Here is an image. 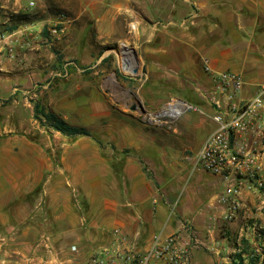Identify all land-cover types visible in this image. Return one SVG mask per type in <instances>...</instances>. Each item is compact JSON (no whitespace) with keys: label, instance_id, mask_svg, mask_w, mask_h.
<instances>
[{"label":"crops","instance_id":"obj_1","mask_svg":"<svg viewBox=\"0 0 264 264\" xmlns=\"http://www.w3.org/2000/svg\"><path fill=\"white\" fill-rule=\"evenodd\" d=\"M77 1L81 3L80 10L67 24L66 38L54 39L64 49L62 53L79 48L72 58L90 64L95 56L88 49L98 40L118 48L122 57L130 56L138 74L131 75L124 62L129 73L121 75L128 81L127 87L117 88L113 80L102 87L89 83L71 85L67 92L76 95L70 99L65 95L60 104H68L73 114L87 110L96 122L100 120L115 130L105 133L106 142L113 143L119 153H133L123 158L119 179L113 173L112 160L103 156L101 146L79 137L74 145L63 148L62 168L49 178L52 166L48 149L56 147L60 137L71 138L39 123L37 127L42 129L47 144L38 146L22 136L0 139V226L8 222L6 207L22 194H31L37 186L43 189V199L49 195L54 199L64 189L81 191L93 216L86 220L89 225L85 230L80 228L85 226L83 220L75 219L67 236L80 238L87 230L86 239L108 246L113 232L120 229L139 250H146L157 235H177L181 247L189 251L187 264H232L238 241L243 240L250 220L264 224V213L256 212L261 209L260 197L244 192L234 220L226 221V208L219 202L225 182L206 173L196 165V158L187 159L185 154L196 152V157L217 127L212 120V106L201 98L205 96L203 91L210 96L212 87L206 64L213 72L240 76L247 96L264 84V0H103V17L95 23L85 20L93 8L88 2L84 5L82 0ZM12 9L28 10L20 0H15ZM36 21L25 26L26 39L20 38L21 29L10 39L17 53L23 52L29 62L28 70H32L25 79L26 87H34L33 83L46 74L50 77L54 69L69 78L73 72L92 74L90 67L82 68L77 61L64 62L67 58L60 52L56 53L57 58L49 54L45 49L50 40L49 27L40 25L44 21ZM7 43L0 41V52ZM4 66L14 67L11 61L2 62L0 71ZM42 88L40 92L49 90L47 86ZM173 99L185 101L193 109L174 126L147 132L148 126L136 110L157 113ZM36 104L72 126L91 131L94 125H77L72 119L67 120L66 111L56 104L46 106L35 100ZM112 119L120 122L118 128ZM47 133L53 134L54 143ZM147 150L160 158V162L153 161L151 176L150 168L145 170L139 159ZM182 160L185 162L180 163Z\"/></svg>","mask_w":264,"mask_h":264},{"label":"rangeland","instance_id":"obj_2","mask_svg":"<svg viewBox=\"0 0 264 264\" xmlns=\"http://www.w3.org/2000/svg\"><path fill=\"white\" fill-rule=\"evenodd\" d=\"M87 2L90 8L93 9L91 10L92 13H90V16L86 17L85 20H93L94 23L101 20L103 17V0H82L84 5ZM20 3L24 5V8L28 9L27 6L30 8L28 10L25 9L26 11L21 10L15 12L12 9L15 0H0V29H2L5 24L15 22L12 20L15 19L13 18L15 15L22 14L27 16L28 19H24L19 27L22 31L19 33V36H21L20 38L23 40L27 37V32L24 31L26 30V25L30 26L32 22L36 20H38L36 22L44 21L40 23V25L43 26L46 24V26L49 27L50 35V40L46 42L48 47L45 49L49 54L53 53L56 55V53H62L64 49L61 48L60 45H56L54 39L66 38L67 24L71 23L77 16L81 3L77 0H20ZM60 5H64L65 9L59 8ZM189 5V2H187V12L190 9ZM43 11L45 13H43ZM52 11L54 12L52 13ZM62 21H64V23H61ZM19 29L17 30L18 32ZM53 31H56V33ZM14 33L0 35V41H8L6 46H2L4 49L0 52V64L2 62L5 64L6 61H11L12 66L14 65L12 68L13 70L10 67L6 68L4 66L3 71H0V139L22 136L38 146L42 143L47 144L48 140L45 135H42V129L37 127L39 126V121L33 116L35 100L44 103L46 106L50 103L56 104L57 107L63 108V110L66 111L67 120L72 119L73 123L77 125H83L85 122H93L94 125L90 129L96 140L89 139L102 144L101 146L98 143L101 149H103V156L112 160L113 173L120 179L123 158L127 155H132L133 151L126 150L122 153L117 152L113 143L104 140L105 133L115 132L113 128L110 129L108 126H104L103 122L100 120L96 122V119L92 118L93 116L87 113V110L81 109L78 113L73 114L72 110L67 108L68 104L62 105L60 103L65 99V95L69 96L68 99H70L71 95H76L67 92V88L71 85H85L89 83L102 87L109 85L110 82H112L111 80H113L117 88H119L120 85L127 87L129 85L128 81L122 76L127 72L124 69L123 53L121 56L117 51L119 50L118 48H111L103 45L98 40H94L92 42L93 46H91L88 51L90 54L91 52L94 54L95 59L88 64L86 61L83 62L78 59H73L72 57L76 56L74 52H78L79 48L72 49L73 46L69 45V48L72 50L64 54L62 53V55L67 58V61L64 62L77 61L82 68L90 67L92 74L85 73L78 75L76 72H73V77L69 78L65 73H57V69H54L50 77H47L46 74L38 78L36 82L33 83L34 87L29 88L25 85V79H27V75L32 70H28L29 62L26 61L23 52H19L18 54L12 41H10ZM129 47L131 46L129 45ZM107 57L109 60L105 61ZM54 62L56 64V61ZM140 70L139 74H141L142 71ZM114 73L117 74L116 78L114 77ZM43 86L49 87V90L40 92ZM202 94L205 95V98L201 96L202 102L206 103V100L208 101L207 93L203 91ZM100 111L102 112L103 110ZM143 111L139 108L136 110V112H138L137 114L140 116H142ZM96 112H98V110H96ZM112 120L113 123H115L114 126L118 128L120 122L118 120H115L116 122L114 119ZM162 128H168V126H148L145 130L153 133L156 132L155 130H160ZM51 134L52 133H47V136L54 143L55 138L53 134ZM77 141L78 138L63 139L60 137L56 147L48 149L47 154L49 155L52 166V171L47 174L49 178L55 177V171L62 168L61 152L63 148L66 145H74ZM104 150L108 153H104ZM146 153L147 154L141 155L139 159L140 163L146 166L145 170L150 168L148 174L151 176L152 163L153 161L160 162V158L153 156L151 151L148 152L147 150ZM195 153L187 151L185 156H187V159H195ZM146 161L148 162L147 164H145ZM179 162L184 163L185 160ZM193 162L192 160V163ZM226 186L227 183L225 182L223 191ZM244 192L258 195V199L260 197L259 205L261 209L256 212L264 213V189L249 190L245 188L243 193ZM42 196L43 189L41 186H37L33 189L31 194H22L6 207L5 214L8 222L6 226H0V264H57L55 262L70 264L69 262L75 259L74 254L71 252V248L80 244L82 245L77 247L81 250L85 259L90 254H96L101 251L103 247L102 243H93V239L90 240L88 237L86 239V236H84L86 234L84 233H86L87 230L82 232L80 238L77 235H65L71 233L73 221L75 219L80 221L83 220L85 226L80 228L85 230L89 225V221L86 220L89 219L88 217L91 218L93 216L90 212L91 206H89L81 191L78 193L77 191L64 189L58 191L54 199L51 195L46 196L44 199L41 198ZM262 231H264L263 222L251 219L248 224V229L245 228L243 240L250 241L252 248L256 250L260 247L259 244L264 246V239L262 238L263 236H261ZM240 242L241 240L238 241V243Z\"/></svg>","mask_w":264,"mask_h":264},{"label":"built area","instance_id":"obj_3","mask_svg":"<svg viewBox=\"0 0 264 264\" xmlns=\"http://www.w3.org/2000/svg\"><path fill=\"white\" fill-rule=\"evenodd\" d=\"M205 72L211 79L207 99L217 127L197 154L196 165L227 183L219 202L226 208L225 220L232 221L241 208L245 188L264 189V84L247 96L237 74L213 72L207 64ZM192 109L188 103L173 99L157 113L143 111L141 118L147 126L172 127ZM261 251L256 249L258 254ZM71 252L75 259L70 264H187L189 260V251L181 247L177 235H157L148 249L139 250L120 229L113 232L110 245L86 259L77 246Z\"/></svg>","mask_w":264,"mask_h":264},{"label":"trees","instance_id":"obj_4","mask_svg":"<svg viewBox=\"0 0 264 264\" xmlns=\"http://www.w3.org/2000/svg\"><path fill=\"white\" fill-rule=\"evenodd\" d=\"M13 18H15L12 19L15 22L5 24L4 27L0 29V35L14 33L19 29L21 22H23L24 19H28L27 16L22 14L15 15ZM35 118L44 128L55 130L66 137L72 139L87 137L96 140L92 132L87 128L68 124L56 114L46 111V108L40 104L35 105ZM98 143L102 146L100 142ZM262 234H264V232H262ZM259 246L262 249L261 254H257L256 250L252 248L250 241L242 240L237 247V252L232 264H264V246H262V244H259Z\"/></svg>","mask_w":264,"mask_h":264},{"label":"bare ground","instance_id":"obj_5","mask_svg":"<svg viewBox=\"0 0 264 264\" xmlns=\"http://www.w3.org/2000/svg\"><path fill=\"white\" fill-rule=\"evenodd\" d=\"M124 62L127 63V68L131 72L134 69V62H133L132 58L130 56H127L126 58H124Z\"/></svg>","mask_w":264,"mask_h":264},{"label":"water","instance_id":"obj_6","mask_svg":"<svg viewBox=\"0 0 264 264\" xmlns=\"http://www.w3.org/2000/svg\"><path fill=\"white\" fill-rule=\"evenodd\" d=\"M135 53V52H134ZM135 56L137 57V54L135 53ZM132 74L134 75V76H137V74H138V70L137 69H133V71H132ZM134 110H135V108H133Z\"/></svg>","mask_w":264,"mask_h":264}]
</instances>
